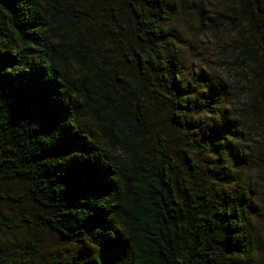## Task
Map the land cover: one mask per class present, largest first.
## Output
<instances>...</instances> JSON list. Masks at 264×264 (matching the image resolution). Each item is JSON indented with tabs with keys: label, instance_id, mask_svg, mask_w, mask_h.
I'll return each mask as SVG.
<instances>
[{
	"label": "trees",
	"instance_id": "16d2710c",
	"mask_svg": "<svg viewBox=\"0 0 264 264\" xmlns=\"http://www.w3.org/2000/svg\"><path fill=\"white\" fill-rule=\"evenodd\" d=\"M254 159L264 0H0V264H264Z\"/></svg>",
	"mask_w": 264,
	"mask_h": 264
},
{
	"label": "clouds",
	"instance_id": "9594fccd",
	"mask_svg": "<svg viewBox=\"0 0 264 264\" xmlns=\"http://www.w3.org/2000/svg\"><path fill=\"white\" fill-rule=\"evenodd\" d=\"M207 113H200L196 118H202ZM241 178L256 187L264 198V159H254L242 166L239 170Z\"/></svg>",
	"mask_w": 264,
	"mask_h": 264
},
{
	"label": "rangeland",
	"instance_id": "374dc122",
	"mask_svg": "<svg viewBox=\"0 0 264 264\" xmlns=\"http://www.w3.org/2000/svg\"><path fill=\"white\" fill-rule=\"evenodd\" d=\"M177 25H178V28L180 30V33L182 34L183 40H190L191 37H190V34L188 32L189 25L187 23L185 24L182 20H179L177 22ZM215 46H216L215 40L212 39L209 36V34H203V35H201V37L197 38V40H196L195 51L199 52L198 54H200V57H204V55L210 56ZM188 65L194 66L193 59L190 62L188 61Z\"/></svg>",
	"mask_w": 264,
	"mask_h": 264
}]
</instances>
